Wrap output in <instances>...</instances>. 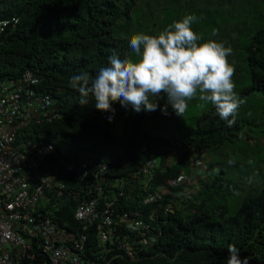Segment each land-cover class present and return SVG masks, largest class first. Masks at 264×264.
<instances>
[{"label":"trees","instance_id":"16d2710c","mask_svg":"<svg viewBox=\"0 0 264 264\" xmlns=\"http://www.w3.org/2000/svg\"><path fill=\"white\" fill-rule=\"evenodd\" d=\"M135 1L0 0V22L17 19L14 28L10 25L0 33V78L32 71L41 78L37 92L49 93L57 105L61 117L41 130L58 151L49 162L60 182L73 189L83 188L84 183L67 172L66 163L79 165L82 159L92 158L108 165L106 173L113 182L125 180L134 206L145 216L158 212L160 239L137 249L141 261L129 259L126 263L227 264L228 246L235 245L248 264H264V173L256 179L262 188L243 191L241 201L235 204L231 198L243 185L225 180L220 170L209 177L207 162L201 159L202 151L244 142L238 136L244 134L247 126L242 121L247 119H238L240 111L250 120L246 111L249 102L264 106V28L248 40L238 37L240 44H248L245 56L237 52L236 45L225 44L232 49L227 59L238 76L234 91L245 101L233 126L228 127L215 114L214 106L203 102L193 127L177 123L168 106V114H163L166 102L155 111L123 120L125 107L118 101L107 112L97 110L91 96L88 104L81 105L79 92L69 87L68 81L82 72L94 78L113 53L122 59H137L129 44V38L136 35L130 27ZM145 27L142 33L156 35L149 25ZM150 119H159L153 131L145 128ZM147 166L153 175L149 187L135 176ZM187 177L193 178L190 185L178 182ZM155 193L161 198L147 204L145 199ZM168 204L172 212L164 214ZM65 205L63 219L70 222L74 206ZM95 242L93 238L88 243L87 253L96 250Z\"/></svg>","mask_w":264,"mask_h":264},{"label":"built area","instance_id":"2783aa9c","mask_svg":"<svg viewBox=\"0 0 264 264\" xmlns=\"http://www.w3.org/2000/svg\"><path fill=\"white\" fill-rule=\"evenodd\" d=\"M16 23L0 22V33ZM40 83L32 71L0 78V264L141 261L137 249L160 239L161 217L158 212L145 216L134 206L125 180L113 182L104 162L84 158L79 165L66 163L67 172L84 183L80 190L57 179L49 160L58 151L41 127L61 114L49 93L37 92ZM135 176L145 187L153 180L148 166ZM192 179L178 182L190 185ZM156 198L161 196L149 195L145 202ZM65 203L74 206L70 222L63 219ZM167 212H172L170 204ZM93 238L96 250L89 254Z\"/></svg>","mask_w":264,"mask_h":264},{"label":"clouds","instance_id":"9594fccd","mask_svg":"<svg viewBox=\"0 0 264 264\" xmlns=\"http://www.w3.org/2000/svg\"><path fill=\"white\" fill-rule=\"evenodd\" d=\"M196 20L194 15H187L158 35L140 33L130 37L137 59H122L113 53L94 78L84 72L73 75L69 87L79 92L81 105L88 104L91 96L95 108L104 112L117 101L137 113L155 111L158 105L152 98L163 93L167 104L161 108L162 113L167 115L170 105L175 115L183 117L189 101L198 99L213 105L215 114L228 127L233 126L245 101L234 91V69L227 59L232 49L215 40L201 42L203 37L191 27ZM217 34L213 30L212 36ZM227 251V264H248L235 245H229Z\"/></svg>","mask_w":264,"mask_h":264},{"label":"rangeland","instance_id":"374dc122","mask_svg":"<svg viewBox=\"0 0 264 264\" xmlns=\"http://www.w3.org/2000/svg\"><path fill=\"white\" fill-rule=\"evenodd\" d=\"M133 12L131 23L133 26L130 25V27L132 30L135 29L136 35L142 33V27L146 29V25H149L158 35L173 21L182 20L187 15H194L197 20L191 27L194 32L203 37L201 42L215 40L226 45L233 44L237 46V52H242L243 55L248 44H240L238 37L248 40L257 30L264 28V0H136ZM213 30L218 33L216 36H212ZM245 85L247 86V81ZM161 96L163 98L153 97L152 99L157 105L164 102L167 104V96L163 93ZM254 98L255 95H251L250 99L254 100ZM204 105L207 106V104ZM249 105L250 108H246V111L253 123L250 128L251 133L254 137H264V113L259 108L262 104L250 101ZM202 106L198 99L191 100L184 116H177L172 110L173 118L184 127H193L195 119L202 113L200 111ZM252 106L255 107L251 109ZM168 107L172 109L170 105ZM147 112L142 110L137 113L129 106L122 111L123 120L132 119ZM242 116L249 120L245 113ZM158 120H148L145 122V128L153 131ZM243 130L246 133L247 127ZM119 131L120 125L114 132L117 134ZM240 143L235 147L216 148L201 153V159L207 162L209 177L223 171L222 177L225 180L233 183L240 182L243 185L239 186L242 190L237 189L231 198L235 204L241 201L243 191L248 189L259 191L262 188V182L258 183L256 179L264 173V143L257 146H246L244 142ZM239 151L241 153L237 154ZM202 171L204 172L205 169Z\"/></svg>","mask_w":264,"mask_h":264},{"label":"crops","instance_id":"0c3cea01","mask_svg":"<svg viewBox=\"0 0 264 264\" xmlns=\"http://www.w3.org/2000/svg\"><path fill=\"white\" fill-rule=\"evenodd\" d=\"M234 63V61H231V63ZM232 63V64H233ZM236 74H237V71H235L234 70V73H233V77H232V80H233V83L235 82V78H238V76H236ZM236 76V77H235ZM240 88H242L243 89V87L242 86H240ZM241 89V90H242ZM240 90V91H241ZM253 93H257V92H253ZM253 93H250L251 95H253ZM239 94V93H238ZM251 97V96H250ZM257 98H259V95H257L256 96ZM261 99L262 98H259V100H260V102H261ZM263 104H264V101H263ZM262 107V110H261V112L262 113H264V106H261ZM240 108H241V106H240ZM242 114H243V112L241 113V111H240V113H239V117H238V119L239 118H241V116H242ZM243 117V116H242ZM240 121V120H239ZM241 122V121H240ZM243 123H245V125L247 126V131H246V133L245 132H243L244 134L243 135H241V136H238V139H241V140H243L244 141V145H246V146H257L258 144H263L264 143V137H254L253 135H252V133H251V130H250V128H251V126H252V121L251 120H245V121H242ZM244 131V130H243ZM237 144H241L240 142H238ZM237 144H232L231 145V147H235Z\"/></svg>","mask_w":264,"mask_h":264}]
</instances>
